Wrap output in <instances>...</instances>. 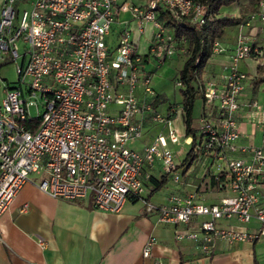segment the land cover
Instances as JSON below:
<instances>
[{
	"label": "built area",
	"instance_id": "2783aa9c",
	"mask_svg": "<svg viewBox=\"0 0 264 264\" xmlns=\"http://www.w3.org/2000/svg\"><path fill=\"white\" fill-rule=\"evenodd\" d=\"M15 1L2 0L0 7V53L15 62L18 76V85L5 87L0 103V214L36 173L39 190L65 200L90 195L99 210L117 213L127 202L140 201L146 213L154 212L160 222L175 225V240L196 242L206 255L212 253L217 239L252 242L264 233V107L254 99L241 104L247 75L234 65L261 54L247 34L235 39L223 84L197 80L196 86L209 111L199 116L200 133L193 150L206 160L205 173L230 194L210 203L192 194H174L166 203L154 204L144 194V182L151 177L145 169L156 166L161 175L178 182L176 154L168 143L178 144L184 134L146 101V96H154L151 74L143 71L144 56L138 53L130 30L118 33L113 50L107 37L118 15L129 12L139 34L150 24L149 53L163 59L174 48L161 13L201 26L206 5L200 0H141L137 4L31 0L30 9L19 12ZM255 19L264 20V0H258L248 14V21ZM18 42L23 43V52ZM222 50L214 41L212 51ZM139 87L142 96L137 93ZM32 103L39 121L35 128L27 124ZM243 105L250 122L260 127L259 145L236 142L244 134L235 116ZM143 112H149L166 131L135 150L128 143L141 138L135 116ZM183 139L192 141L189 136ZM237 151L247 156L233 155ZM212 166L216 171L210 170ZM197 216L204 218L194 224ZM220 219L235 222L222 227L217 225ZM252 219L258 223L256 231L247 228ZM155 242V236L147 238L143 256Z\"/></svg>",
	"mask_w": 264,
	"mask_h": 264
},
{
	"label": "crops",
	"instance_id": "0c3cea01",
	"mask_svg": "<svg viewBox=\"0 0 264 264\" xmlns=\"http://www.w3.org/2000/svg\"><path fill=\"white\" fill-rule=\"evenodd\" d=\"M235 2L236 6L230 4L221 6L217 17H240V22L226 26L223 33L215 39L223 50L220 52L211 50L200 79L214 81L218 86L223 84L225 67L232 64L230 55L235 39L240 33H245L249 36L250 43L259 49L261 54L258 56L252 54L234 64L236 68L247 75L244 83V95L240 102L245 104L254 99L264 107V20L248 21V14L255 10L256 4L249 0H236ZM1 3L2 0H0V7ZM16 5L17 0L15 1ZM225 7L226 10L223 12L222 8ZM162 19L167 21L164 17ZM130 21H134L136 25V34L131 36V39L137 42L138 48L142 33L139 34L137 22L131 18L129 12L120 13L114 21L121 27L117 32L116 40L122 29H129L127 26ZM149 26L150 24H145L143 32ZM166 28L168 39L171 41V39L173 40L172 30ZM184 44L187 45L186 41ZM109 47L112 49L110 45ZM177 53L182 52L177 50ZM173 54L167 56L165 60ZM179 55L181 56V54ZM142 56H144L145 65L148 54ZM182 56L183 65L186 57ZM2 60L8 59L0 53V67L3 63ZM144 65V73H150L152 77V72L146 71ZM0 79L1 103L4 88L9 82L4 78L0 77ZM137 93L142 96L140 87L137 89ZM146 101L151 102L153 108L158 110L157 96L156 98L146 96ZM168 109L169 105L161 114L170 117L172 125L177 128L180 134H184L181 105L177 106L173 114H170ZM205 109L207 112L209 111L203 101L202 111ZM247 110L248 108L243 105L235 113L240 129L244 133L236 142L242 146L259 145L262 139L260 127L250 122ZM211 112L215 113V107L212 106ZM135 121L142 130L141 138L128 145L135 150H140L157 134H163L166 131L161 123L152 119L149 112L136 115ZM192 127L195 131L196 127L193 126V121ZM185 143L189 144L187 141ZM174 152L178 156L180 149ZM233 155L247 156V153L237 151ZM197 158L203 160L200 169L195 170L194 173L192 170L190 174H194L193 176H190L188 172L183 174L190 178L185 177L178 181L172 191L160 192L161 189H158L151 193L155 186L152 178L159 179L161 174H157L158 172L155 171L156 166L147 167L145 170L151 174V177L144 182V194L147 200L154 204H161L166 203L168 198L174 194L179 196L192 194L195 198L210 203L230 194L225 186L209 184L208 176H205L204 171L207 162L202 157ZM194 176L198 179L204 178V182L208 183L205 185V189L198 190V192L194 188L191 189L190 180ZM39 177L36 173L31 174L30 181L20 188L7 209L0 214V264H264V233L252 242H227L217 239L214 242L212 253L206 255L200 251L196 242L186 239L175 240L173 235L175 225L160 222L154 212L146 213L144 205L140 201L127 202L117 213L103 211L93 206L90 195L78 200H65L50 196L36 187L35 183ZM261 199L264 202V190ZM23 206H25L24 209H22ZM203 218V216L194 217L193 223L197 224ZM234 222V220L220 219L217 221V225L226 227ZM247 228L249 231H256L257 221L252 219L247 223ZM150 235L155 236L156 242L150 253L143 256L142 248Z\"/></svg>",
	"mask_w": 264,
	"mask_h": 264
},
{
	"label": "rangeland",
	"instance_id": "374dc122",
	"mask_svg": "<svg viewBox=\"0 0 264 264\" xmlns=\"http://www.w3.org/2000/svg\"><path fill=\"white\" fill-rule=\"evenodd\" d=\"M118 1L121 2L123 0H118ZM127 1H132L134 4L141 2V0H127ZM239 1H241V0H239ZM30 2H31V0H17V5L15 7H16V9L19 10V12H21L24 9L29 10L30 9ZM230 5L236 6V2L232 3ZM224 10H226V7L222 8L223 12H224ZM220 15H222V14L220 13ZM163 17L165 20H170L169 15H167V14H164ZM127 27L130 30V36H134V34H136L135 33L136 25H135L134 21H130V23L128 24ZM120 29H121V27H119L118 23L114 22L111 25L109 35L107 38V43L112 47V50H113V48L117 42L116 35ZM151 39H152V28H151V26H149L145 32H142V34L140 36V40L138 43V53L141 55L148 54V59H147V62L145 63L144 66H145L146 71L152 72L151 87H152L154 94H155L154 97L156 98V96H157V105H158L157 111L159 113H163L164 112L163 110H165L167 105H169L168 112L170 114H173L174 111L176 110L177 106L181 105V101H182V96L180 93L181 86L177 83L178 79H177L176 73L178 72L179 67L182 65V62H183V56L182 55L187 57V55L189 54V52L187 50V45L184 44L183 40L181 42L180 41L174 42L173 41L174 39L173 40L171 39L170 42H173L172 45L174 48V51H173L174 54L170 58H168L167 60H165V58L167 56H164L163 59H157L154 56H152V53H151V55L149 53V45L151 44ZM18 46H19V52H23V43L18 42ZM179 49H182V51H184V52L180 51L182 53H177V50H179ZM179 54H181V56ZM4 58H5V55H4ZM2 61H3V63L0 67V77L6 79L10 85H15V86L18 85V76H17V72H16L15 62L14 61H8V60H2ZM17 62L20 63V57L17 59ZM199 81H201V79ZM193 85L197 86L196 80L193 81ZM36 101L39 103V98L36 99ZM202 105H203V101H202V98L200 97V94H199L198 96L195 97L194 102H193V108H192V121H193V126L196 127L195 128L196 135H199V133H200L198 120H199V116L202 112ZM39 109L42 110L41 106H39ZM28 110H29L30 116H32V117L37 116V111H36L35 105L33 103L29 105ZM183 138H185L184 135H183V137L180 138V141L178 144L169 143V145H168V147L173 151L180 149V153L178 154V156H174V161L176 164H178V171L180 173L179 181H181L182 179L187 177V176H183V174H187V172L190 174V172L192 170H193V173L195 170L198 171L200 169L202 161H203L200 158H196L192 162L190 167H188L185 170V166L181 165V163H182L183 158L185 156V152L189 148V146H188L189 144L187 145L184 142ZM129 144H130V142L128 143V145ZM157 169H155V171L158 172L157 174H159V171ZM210 170L216 171L215 166H212L210 168ZM193 175L194 174H190V176H193ZM166 177H167V180L163 184V186L160 188L161 189L160 192L172 191L177 185V182L175 183L172 181L170 175H168ZM187 178H190V177H187ZM192 178L193 179L190 180L191 189L194 188L195 191H197V192H198V190L205 189V185L208 184L207 182H204L205 181L204 178L198 179V177H195V176ZM152 185H150V186H152ZM188 193L189 192L187 191V194Z\"/></svg>",
	"mask_w": 264,
	"mask_h": 264
},
{
	"label": "trees",
	"instance_id": "16d2710c",
	"mask_svg": "<svg viewBox=\"0 0 264 264\" xmlns=\"http://www.w3.org/2000/svg\"><path fill=\"white\" fill-rule=\"evenodd\" d=\"M200 1L204 3L207 8V14L201 26H194L183 20L176 21L171 15H169L170 20L164 21L166 27L172 30L173 39L177 41H186L187 50L189 52L182 67L177 72V81L181 86L180 93L182 96L181 109L183 111L184 134L186 137H192L189 149L185 153L181 163V165L185 166V170L190 167L192 162L198 157V153L193 150L196 134L192 127V108L194 99L199 95V92L196 86L193 85V81L200 80L206 60L211 54L215 39L223 33L226 26L235 25L240 22V17H217L218 10L221 6L231 4L236 0ZM249 1L253 4H257L258 2V0ZM162 14L166 13L162 12ZM14 86L15 85L7 84L6 87ZM38 123V117H32L31 120L27 122V124L33 128H35ZM205 176H208V181L211 186H218L219 180H216L213 175L209 176L206 174ZM219 178L223 179L224 174L221 173ZM166 180L167 177L165 174H162L159 179L152 178L155 186L151 193L160 189Z\"/></svg>",
	"mask_w": 264,
	"mask_h": 264
}]
</instances>
